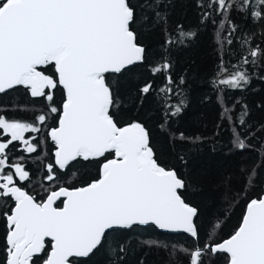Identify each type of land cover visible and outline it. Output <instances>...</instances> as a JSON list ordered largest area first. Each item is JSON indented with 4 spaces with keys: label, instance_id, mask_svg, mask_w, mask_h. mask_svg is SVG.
I'll return each instance as SVG.
<instances>
[{
    "label": "snow or ice",
    "instance_id": "obj_1",
    "mask_svg": "<svg viewBox=\"0 0 264 264\" xmlns=\"http://www.w3.org/2000/svg\"><path fill=\"white\" fill-rule=\"evenodd\" d=\"M206 7L222 17L219 29L227 28L230 33L236 30L230 15L233 10L264 22V0H209ZM203 15L209 19L212 12ZM134 22L128 0H0V93L22 85L32 97L46 96L51 102L53 95L46 89L60 86L64 91L62 112L49 106L51 113H59V121L48 132L54 144V164L46 165V180L56 179L55 169L65 170L77 158H105L98 179L83 187H59L37 202L14 182V175L25 181L29 172L22 163H8L7 150L19 141L24 151L36 152L37 145L25 133H39L41 128L0 115V129L10 137L0 142V173H4L0 175V199L14 202L11 213L5 212V264H37L40 260L43 264H76L73 258L88 257L103 245L109 230L149 224L194 238V249H179L189 256V264H201L209 250L213 255L225 254L227 264H264V197L247 203L242 222L230 238L201 248L194 223L197 209L179 194L184 181L157 163L145 127L136 122L118 127L114 122L110 109L116 100L107 74L131 71L130 66L142 61L145 52L136 42ZM180 34L188 39L195 36L183 30ZM249 55L255 63L257 49ZM248 63L247 58L242 61ZM38 66H54L56 77ZM169 68L165 62L152 71L157 74ZM225 68L221 62L217 75ZM248 79L246 72L235 71L213 83L238 89ZM171 83L167 78V84ZM151 90V84L141 89L145 94ZM183 104L181 100L171 114H179ZM229 111L225 108L222 118L231 120L226 115ZM246 115L239 117L241 124ZM36 120L43 125L47 116L41 114ZM233 142L240 149L248 147L238 137ZM110 153L114 158L107 159ZM6 167L14 169V174L5 173ZM61 197L63 206H56Z\"/></svg>",
    "mask_w": 264,
    "mask_h": 264
},
{
    "label": "trees",
    "instance_id": "obj_2",
    "mask_svg": "<svg viewBox=\"0 0 264 264\" xmlns=\"http://www.w3.org/2000/svg\"><path fill=\"white\" fill-rule=\"evenodd\" d=\"M208 2L128 0L135 12L132 30L136 42L145 49L143 60L130 66L131 71L107 74L116 100L110 109L114 122L118 127L134 122L145 127L157 163L175 171L184 181L179 194L197 209L194 223L201 248L228 237L238 226L245 204L264 193V22L233 10L230 15L236 30H220L222 17L206 7ZM204 12H212V17L204 19ZM181 30L194 32L195 36L182 37ZM227 39L232 43L228 44ZM252 49L258 51L255 63L249 55ZM245 58L248 64H242ZM165 62L170 68L153 74L152 69ZM221 62L226 68L217 75ZM38 70L55 77L53 66H39ZM235 71L248 75V83L242 88L213 83ZM169 77L171 85L167 84ZM148 84L152 90L142 93ZM166 87L172 91H160ZM46 92L53 95L51 102L46 96L32 97L22 85L0 94V115L41 128L39 133H25V138L37 145L36 152L24 151L17 142L7 150L8 163H22L29 172L27 180L14 182L37 202L58 186L76 188L95 180L98 166L105 160L77 158L65 170L55 169L56 179L46 180V165L52 163L54 149L46 134L58 116L50 112L49 106L59 109L64 100L59 87ZM181 100V112L172 115ZM225 108L230 110L226 115L231 120L222 118ZM244 112L247 115L241 124L239 117ZM41 114L47 116L43 125L36 120ZM237 137L248 147L238 148L233 142ZM7 139L0 130V142ZM111 156L106 154L107 159ZM12 204L10 198L0 199V264H5L7 256L5 212L9 213ZM181 247L194 249V238L160 233L150 225L133 226L108 231L102 246L86 258L73 260L76 264H188L189 256L179 251ZM225 261L224 254L213 255L209 250L201 264Z\"/></svg>",
    "mask_w": 264,
    "mask_h": 264
},
{
    "label": "water",
    "instance_id": "obj_3",
    "mask_svg": "<svg viewBox=\"0 0 264 264\" xmlns=\"http://www.w3.org/2000/svg\"><path fill=\"white\" fill-rule=\"evenodd\" d=\"M137 63H138V62H137ZM38 67H39V66H38ZM53 71H54V75H55V77H56L54 66H53ZM111 74H113V73H111ZM15 87H16V86H15ZM58 87L61 89L62 94H63V97H64V91H63V88L60 87V86H58ZM8 90H10V89L5 90V92L8 91ZM3 93H4V92H3ZM0 94H1V93H0ZM63 101H64V100H63ZM62 105H63V102L61 103L60 108H59L60 112H62ZM58 121H59V113H58V116H57V119H56V122H55V125H54L53 128L58 127ZM51 129H52V128H51ZM51 129H49V130L47 131L46 136H47L48 141H50L51 143H53V142L51 141L50 137L48 136V132H49ZM53 145H54V144H53ZM53 152H54V149H53V151H52V164H54V156H53ZM112 158H114V153H112V156H111L110 158H108V159H112ZM104 162H105V160L102 161V162L99 164V166H98V177H97L96 179L99 178V169H100V166L102 165V163H104ZM56 169H58V167H57ZM96 179H95V180H96ZM91 182H92V181H91ZM91 182H89V183H91ZM89 183H88V184H89ZM86 185H87V184H86ZM86 185H83V186H86ZM83 186H80V187H83ZM59 187H63V186H58V187H56V188H54V189H52V190H58ZM76 188H78V187H76ZM69 189H72V188H69ZM52 190H50V191H52ZM50 191H48V192L45 194V196L43 197V199H42L41 201L46 200L47 196L50 194ZM261 197H264V193H263L261 196H259V198H261ZM259 198H258V199H259ZM62 200H63V197H61V200L57 202V205H56V206L62 207V206H63V204H62ZM248 202H250V200H249ZM248 202H247V203H248ZM247 203H246L245 206H244V209H243V212H242V215H241V218H240L239 224H238V226L236 227V229H235V230H234V231H233L228 237H226V238L220 240L219 242H222L223 240L230 238V236L233 235V234L235 233V231L238 229L240 223L242 222L243 215L245 214ZM12 207H14V202H13V205L11 206V208H12ZM11 208H10L8 214L11 213ZM149 225L152 226L156 231H158V232H160V233H164V234H183V235H186V236H190V235L187 234V233H183V232H172V231H168V230H162V229L157 228L155 225H151V224H149ZM5 226H6L7 231H6L5 235H4V243H5V246L7 247L6 237H7V232H8V224H7L6 217H5ZM135 226H146V225H135ZM114 229H122V228H114ZM114 229H112V230H114ZM109 231H110V230H109ZM219 242H217V243H219ZM215 244H216V243H215ZM213 245H214V244H213ZM47 250L50 251V245H48V249H47ZM210 252H211V251H210ZM220 254H221V253H220ZM89 255H90V254H89ZM224 255H225V254H224ZM44 258L46 259V255H45ZM83 258H86V257H78V258H73V259H83ZM5 261H6V260H5ZM39 264H43V261L41 260V262H40ZM188 264H189V261H188ZM224 264H227V261H225Z\"/></svg>",
    "mask_w": 264,
    "mask_h": 264
},
{
    "label": "flooded vegetation",
    "instance_id": "obj_4",
    "mask_svg": "<svg viewBox=\"0 0 264 264\" xmlns=\"http://www.w3.org/2000/svg\"><path fill=\"white\" fill-rule=\"evenodd\" d=\"M1 130V129H0ZM2 132V131H1ZM4 135H6V134H4ZM7 137V136H6ZM8 139H9V137H7ZM26 139H29V137H27ZM17 143L19 144V146H23L22 144H20V142L19 141H17ZM23 148V147H22ZM9 171H11L12 172V169L11 168H9ZM13 174H14V172H13ZM14 179L16 180V181H19V179H18V177H16L15 175H14ZM13 205V204H12ZM10 210V209H9ZM41 262V261H40ZM39 262V263H40ZM38 263V264H39Z\"/></svg>",
    "mask_w": 264,
    "mask_h": 264
},
{
    "label": "rangeland",
    "instance_id": "obj_5",
    "mask_svg": "<svg viewBox=\"0 0 264 264\" xmlns=\"http://www.w3.org/2000/svg\"><path fill=\"white\" fill-rule=\"evenodd\" d=\"M1 131H2V133H3V130H2V129H1ZM3 134H4V133H3ZM9 139H10V137H9ZM20 144H22V143L20 142ZM21 147L24 148V146H21ZM6 172H9V171L5 169V173H6ZM12 172H14V169H12ZM2 174H4V173H0V175H2Z\"/></svg>",
    "mask_w": 264,
    "mask_h": 264
}]
</instances>
